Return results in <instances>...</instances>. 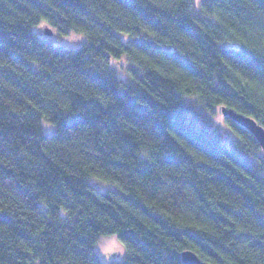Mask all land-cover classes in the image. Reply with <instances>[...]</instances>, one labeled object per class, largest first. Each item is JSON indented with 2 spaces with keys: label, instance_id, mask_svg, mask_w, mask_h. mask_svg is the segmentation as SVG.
<instances>
[{
  "label": "trees",
  "instance_id": "obj_1",
  "mask_svg": "<svg viewBox=\"0 0 264 264\" xmlns=\"http://www.w3.org/2000/svg\"><path fill=\"white\" fill-rule=\"evenodd\" d=\"M224 106L264 126V0H0V264H104L110 234L107 264H264L263 150Z\"/></svg>",
  "mask_w": 264,
  "mask_h": 264
},
{
  "label": "rangeland",
  "instance_id": "obj_2",
  "mask_svg": "<svg viewBox=\"0 0 264 264\" xmlns=\"http://www.w3.org/2000/svg\"><path fill=\"white\" fill-rule=\"evenodd\" d=\"M78 36L79 35L71 34L69 35V37L64 36L61 39L55 37V40H57L58 43L63 44V45L68 44V45L74 46V45H77L79 42ZM213 121L216 125L219 124L218 125L219 129L222 130L227 136L232 135L221 113L216 114L213 118ZM226 138H230V137H226ZM124 246H125L124 243L116 234H110V235H106L100 238V240L98 241L96 245V250L98 251L104 264H107L114 256V253L116 252L120 253L123 250L125 251Z\"/></svg>",
  "mask_w": 264,
  "mask_h": 264
},
{
  "label": "water",
  "instance_id": "obj_3",
  "mask_svg": "<svg viewBox=\"0 0 264 264\" xmlns=\"http://www.w3.org/2000/svg\"><path fill=\"white\" fill-rule=\"evenodd\" d=\"M51 33V31H48ZM222 112L225 116L236 121L239 125L248 129L259 142L264 157V126L261 125L254 117L237 112L232 108L223 107ZM182 260L185 264H211L210 262L202 260L194 251L184 250L182 252Z\"/></svg>",
  "mask_w": 264,
  "mask_h": 264
}]
</instances>
